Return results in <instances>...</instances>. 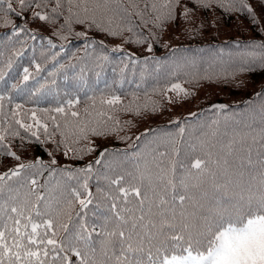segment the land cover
Returning a JSON list of instances; mask_svg holds the SVG:
<instances>
[{
	"label": "snow or ice",
	"instance_id": "6c2138e0",
	"mask_svg": "<svg viewBox=\"0 0 264 264\" xmlns=\"http://www.w3.org/2000/svg\"><path fill=\"white\" fill-rule=\"evenodd\" d=\"M179 2L152 0L143 8L137 4H132L131 8L135 9L141 23L163 28L176 19ZM193 3L205 8L215 4L225 12L247 14L252 23L260 24V15L248 0H193ZM26 10L30 11L33 21L55 24L63 17V23L54 33L61 41H66L72 34L73 22L86 24L89 29L96 27L111 36H121L124 31L133 33L125 39L138 44L156 36L152 29L147 35L142 32L135 35L139 28L131 23V10L114 0H54L51 4L49 0H16V6L13 0H0L2 24L11 26L0 38V155L18 161L0 171V264H264V128L258 134L251 129L235 134L226 145L218 144L213 129L197 144L189 146L199 155L188 165L179 158L180 149L175 146V137H170L171 155L165 151L154 156V172L148 171L146 161L135 162V174L125 173L122 168L121 173H116L114 169L121 165L109 155L107 148L84 167L72 170L67 166L52 167L56 164L55 157L51 164H46L40 157L22 160L12 150L8 138L19 137L21 128L31 134L21 137L22 140L31 138L38 143L44 142L40 140L42 122L37 118L35 108L30 110L35 124L24 123L18 112L22 104L16 102V97L26 91L30 95L49 92L52 89L45 86L55 85L54 78L43 82L36 78L41 64L35 59L31 61L35 75L27 65L18 78L9 74V69L26 47H31L35 53V43L29 46L25 40L35 41L36 31L28 27L26 20L17 24L10 18L11 15L23 17ZM146 10L153 15L146 18ZM191 12L192 9L185 5L180 15L189 20ZM64 28L68 29L67 34L62 31ZM75 34L88 35L86 31ZM42 39H47L50 49L57 47L50 37ZM97 43L103 44V41L86 42L85 53L78 58L79 64L63 65L56 60L59 53L50 52L46 59L55 61L50 77H55L58 68L75 70L79 67L82 81L87 72H95L99 78L109 58L101 52L89 62L87 49H94ZM254 46L259 49V60L264 67V42H254ZM120 47L116 45L113 50ZM59 48L60 52L64 51L63 45ZM147 48L152 50L151 42L147 43ZM133 56L128 54L129 61L138 63L139 59ZM68 59L71 61L72 57ZM147 59L144 58L145 63ZM128 66L123 63L119 69L122 75ZM116 70L113 68L114 72ZM247 70L246 65L237 69L240 72ZM29 81L32 87H29ZM166 87L177 95L189 94V89L178 80ZM257 95H264V92ZM132 96L135 98L136 93ZM86 99L91 105L85 106L83 113L65 111L64 104L54 110L63 114V126L57 117H49L54 132L49 133L48 124L42 125L48 140L59 132L66 156L69 150L76 153L92 150L91 144L70 149V143L87 140L89 134L103 135L117 130L108 126V121L115 118L103 106L114 111L121 104L120 95L115 92L105 95L101 91L99 100L95 95ZM168 99L172 97L168 96ZM79 101L80 97L76 96L67 100L66 105L71 109ZM215 107L225 108L226 105ZM122 110H132L131 105H125ZM116 124H119L118 120ZM178 132L183 137V125ZM69 137L73 139L70 141ZM119 138L129 139L128 136ZM257 138L260 142L258 161L252 159L250 145L245 155L236 154L235 145H244L249 139L255 144ZM102 164L113 174H102L99 167H94ZM45 169H50L48 176L43 183H38ZM58 172L68 181L56 180ZM93 173L98 182L95 193L89 187ZM126 175L132 182L126 181ZM73 179L76 186L71 185ZM100 180L106 181L107 186H100ZM130 193L136 198L135 205L129 200ZM90 205L95 207L90 209ZM98 209H103L99 215ZM90 214L96 218L94 222L89 220Z\"/></svg>",
	"mask_w": 264,
	"mask_h": 264
},
{
	"label": "trees",
	"instance_id": "16d2710c",
	"mask_svg": "<svg viewBox=\"0 0 264 264\" xmlns=\"http://www.w3.org/2000/svg\"><path fill=\"white\" fill-rule=\"evenodd\" d=\"M151 2L152 0H114V3L131 10V23L139 28L135 35H139L141 32L147 35L149 29L156 33V36L148 41L152 43L151 51H148V42L138 44L134 40H126L125 37L133 35V33L127 31H124L121 36H111L96 27L89 29L86 24L73 22L72 34L67 36L66 41H61L54 33L60 24L63 23V17L55 24L44 22V24L51 27L49 30H44L38 27L39 20H32L28 10L24 11L23 17L11 15L10 18L17 24L26 20L28 27L36 31L37 38L35 41L25 40V43L29 46L35 43V53H33L31 47H26L23 55L14 62L13 68L9 69V74L18 78L22 73V68L27 65L30 72L35 75V67L31 63L35 59L41 64L39 76L36 78L41 82L45 79H55L54 86H45L46 88H51L52 91H40L35 95H30L26 91L16 97V102L22 104L18 112L20 113L19 118L24 123L35 124L30 115V110L35 108L36 116L42 122L39 133L40 140L44 141L43 143H38L31 138L22 140L21 137L26 135L30 137L31 135L23 128L19 129V137H9L12 150L17 152L22 160H34L40 157L46 164H51L52 158L55 157L56 164L52 165V167L63 168L67 166L69 170H72L84 167L87 163L93 161L103 149L107 148L110 150L109 155L121 165V167L114 169L116 173H121L122 168L125 173L135 174L134 164L137 161L141 163L146 161L148 171L154 172L155 163L153 157L159 152L165 151L171 155L172 145L169 143L170 137H175V146L180 149L179 158L185 165H188L192 158L199 155L198 151L190 150L189 146L197 144L204 134H210L213 129L216 130L215 139L218 144L226 145L235 134L243 133L249 129L254 130L258 134L259 130L264 128V112H262L264 95H257V93L264 92V67L261 66L259 60V49L254 46V42H264V30H262L264 29V0H248L255 8L257 14L260 15V24L255 25L247 14L239 12H235V14L240 16L241 24H236L232 21L226 22L227 27L236 30L234 34L228 33L227 31L230 30L228 28L223 33L219 31L215 33L209 32L207 27L203 25L206 24V17L195 18V11L200 10L204 15L212 12L209 15L208 26L215 25L217 27L228 16V12L223 11L215 4L208 8L197 6L193 3V0H180L179 5L176 7V19L168 22L163 28H156L151 23L145 25L136 16L135 9H132L131 5L137 4L143 8L145 3ZM157 2L161 3L162 0H157ZM13 3L16 6V0H13ZM49 3H54V0H49ZM185 5L192 9L189 20H185L180 15ZM17 10L19 9L17 8ZM215 14H218V16ZM152 15L153 13L146 10V18ZM2 17L3 13H0V38L11 27L10 25L7 27L3 26ZM245 28L249 34L241 32ZM201 30H203V35L195 34ZM62 31L67 34L68 29L64 28ZM80 31H86L88 35L85 37L75 34ZM175 33L180 34L181 38L175 41H167ZM42 37H50L57 47L50 49L47 39H42ZM92 39L97 42L103 41V44L97 43L94 45V49H87L90 53L89 62H93L94 57L101 52H104L109 58V63L105 65V70L99 78H97L95 72H87L82 81L79 75V67L75 70L58 68L55 77H50L51 66L55 63L53 60L46 59L50 52H58L59 55L56 60L63 65L70 63L79 64L78 58L84 55L86 42H90ZM60 45L64 47L63 52H60ZM116 45H121V47L113 50ZM44 49H47V51L43 52ZM254 52L256 55H253ZM129 53L134 54L133 58H138L139 62L133 64L129 61ZM68 57H72V60L70 61ZM145 57L149 58L146 63ZM123 63H128L129 66L122 75L119 69ZM242 65H246L249 69L243 71L249 72L248 81H243L242 83V85H245L243 89L246 88L247 90L233 93L235 83L238 79H241L240 76H243L239 74L242 72L237 71ZM113 68L117 70L114 72ZM177 80L180 83L213 82L185 87L189 89V94L180 93L182 99L189 101L197 98L201 101V104L189 111H185L183 115H168L143 122L138 127L133 126L132 122L143 114H152L157 108H165L168 96H173L176 93L167 89L166 86ZM252 82L258 83V87L250 90L253 87ZM28 83L29 87L33 86L31 81ZM204 86H207V88ZM211 86L217 88L215 92L210 89ZM206 89L211 91V96L206 97L209 92ZM101 91L105 95L115 92L121 97V104L116 106L114 111L109 109L107 105L103 106L105 111H108L115 118V120L108 121V126L116 127L117 130L107 131L103 135L89 134L87 140L81 139L76 144L70 143V149L73 147L85 148L91 144L92 150L82 153L69 150L66 156L64 154V144L60 143L61 136L59 132H56L52 140H48L42 125L44 123L48 124L49 133L54 132L53 121L49 117H57L63 126V114L54 111L57 107L64 104L65 111H80L83 113L85 106L91 105V101L86 99V97L95 95L99 100ZM132 93H136L135 98ZM76 96L80 97L79 104L68 109L66 101L75 99ZM125 105H131L132 110H122ZM217 105H226V107H215ZM43 109H48L49 111L44 112ZM116 120L119 121L118 125ZM181 125L185 128L183 137L178 132ZM131 126L133 128H130ZM121 129H124L125 133L121 132ZM119 133L128 136L129 139H120ZM138 137L139 139H137ZM72 139L73 137H69L70 141ZM259 143L257 138L255 144H252L250 139L246 140L244 145L237 144L235 145L236 154L245 155L247 146L250 145L252 148V159L258 161L260 153ZM113 149L119 151L112 152L111 150ZM134 153H139L140 155H133ZM17 162L12 157L0 155V171L14 166ZM230 162L233 161L230 160ZM94 167H99V171L102 174H113V171L106 170L103 164L100 166L94 165ZM49 170H44L38 183L44 182ZM55 179L61 182L68 181V178L59 172L56 173ZM125 179L129 183L132 182L127 175ZM53 183H55V180ZM97 183L96 174L93 173L89 178V187L94 193ZM99 184L103 187L107 186V182L104 180H100ZM71 185L76 186L75 179L71 181ZM180 194L183 193L181 192ZM129 200L135 205L136 198L131 193L129 194ZM89 207L92 209L95 206L90 205ZM102 211L103 209H98L97 215ZM95 219L90 214L89 220L94 222ZM71 259L75 260V256H72Z\"/></svg>",
	"mask_w": 264,
	"mask_h": 264
},
{
	"label": "rangeland",
	"instance_id": "374dc122",
	"mask_svg": "<svg viewBox=\"0 0 264 264\" xmlns=\"http://www.w3.org/2000/svg\"><path fill=\"white\" fill-rule=\"evenodd\" d=\"M211 13L212 12L204 15L200 10H196L195 13H194L195 18L197 17V19H199V18L201 19L203 17H206V24H203V25L205 27H207V29L211 33H215L217 31H219L220 33H223L225 31H227L226 28H228L230 30H228L227 32L230 33V34H234V33H236V30H233L232 28L227 27L226 26V22L227 21H232V22H235L236 24H241L242 23L240 16H237L235 14V12H228V16H226L225 19L222 20L220 26H218V27L215 26V25H209L208 26V24H209V15ZM215 15L218 16V14H215ZM38 27L41 28V29H44V30L45 29H48V30L51 29L50 26H47L42 21L39 22V26ZM241 32L249 34V32L246 31V28L244 29V31H241ZM241 32H240V34H241ZM190 33H192V32H190ZM195 34L203 35V30L198 31ZM185 35H187V33H185ZM180 38H181V35L175 33L174 35H172L170 37V39H167V41L168 40L175 41V40L180 39ZM248 73L249 72L239 73L240 75H243V76H240L241 79H238L237 82L235 83L234 89H233V93L243 92L244 90H247L246 88L243 89V87H245V85L244 84L242 85V83H243V81H248V79H249ZM207 82H213V81L186 82V83H181V84L184 87H188L190 85H196V84L207 83ZM252 84H253V87L250 90H253L254 88L258 87V83H253L252 82ZM205 88H207V86ZM210 89L214 90V92H215L217 88L214 87V86H211ZM206 90L208 91L209 89H206ZM211 95H212V93L209 90V92L206 94V97H209ZM171 97H172V99L171 100L168 99L167 105H165V108H163V109L162 108H157L156 111L154 113H152V114H143L141 117L137 118V120L132 122L133 126L135 125V126L138 127L139 124H141L143 122L152 121V120L159 119V118H162V117H165V116H168V115H173V116L183 115L185 113V111H187V110L189 111V110L193 109L195 106L201 104V101H199L197 98L191 99L189 101H184V99H182V96L180 94L177 95V93H175ZM130 128H133V127L131 126ZM121 132L125 133L124 129H121ZM118 136L119 137H123L125 135H123L122 133H119Z\"/></svg>",
	"mask_w": 264,
	"mask_h": 264
}]
</instances>
